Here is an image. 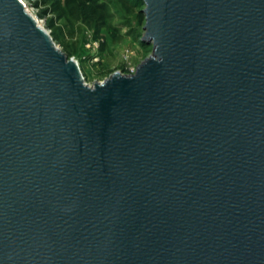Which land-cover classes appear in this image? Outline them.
Returning a JSON list of instances; mask_svg holds the SVG:
<instances>
[{
  "label": "water",
  "instance_id": "obj_1",
  "mask_svg": "<svg viewBox=\"0 0 264 264\" xmlns=\"http://www.w3.org/2000/svg\"><path fill=\"white\" fill-rule=\"evenodd\" d=\"M141 2L90 86L0 0V264H264V0Z\"/></svg>",
  "mask_w": 264,
  "mask_h": 264
},
{
  "label": "rangeland",
  "instance_id": "obj_2",
  "mask_svg": "<svg viewBox=\"0 0 264 264\" xmlns=\"http://www.w3.org/2000/svg\"><path fill=\"white\" fill-rule=\"evenodd\" d=\"M29 13L49 33L54 44L80 68L85 83L92 86L115 72L132 74L152 55L151 43L142 41L145 25L141 0H99L108 8L104 26L98 32L75 17L59 18L46 12L50 4L36 6L22 0Z\"/></svg>",
  "mask_w": 264,
  "mask_h": 264
},
{
  "label": "trees",
  "instance_id": "obj_3",
  "mask_svg": "<svg viewBox=\"0 0 264 264\" xmlns=\"http://www.w3.org/2000/svg\"><path fill=\"white\" fill-rule=\"evenodd\" d=\"M36 6H46L48 9L43 13H56L59 18L75 17L83 24L98 32L104 26L108 16V8L104 2L99 0H30ZM125 2L124 0H122ZM125 4H128L125 2Z\"/></svg>",
  "mask_w": 264,
  "mask_h": 264
},
{
  "label": "built area",
  "instance_id": "obj_4",
  "mask_svg": "<svg viewBox=\"0 0 264 264\" xmlns=\"http://www.w3.org/2000/svg\"><path fill=\"white\" fill-rule=\"evenodd\" d=\"M135 72V70L134 71H132V73H134Z\"/></svg>",
  "mask_w": 264,
  "mask_h": 264
},
{
  "label": "bare ground",
  "instance_id": "obj_5",
  "mask_svg": "<svg viewBox=\"0 0 264 264\" xmlns=\"http://www.w3.org/2000/svg\"><path fill=\"white\" fill-rule=\"evenodd\" d=\"M22 1V0H21ZM23 2V1H22ZM24 3V2H23Z\"/></svg>",
  "mask_w": 264,
  "mask_h": 264
}]
</instances>
